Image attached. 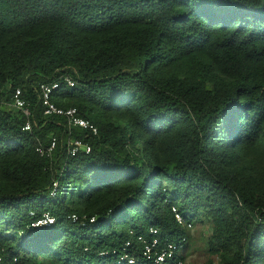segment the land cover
Listing matches in <instances>:
<instances>
[{
    "label": "trees",
    "instance_id": "trees-1",
    "mask_svg": "<svg viewBox=\"0 0 264 264\" xmlns=\"http://www.w3.org/2000/svg\"><path fill=\"white\" fill-rule=\"evenodd\" d=\"M56 81L53 102L96 134L44 113L40 86ZM70 138L91 151L70 155ZM173 205L210 223L209 264H264V0H0L6 264H119L151 227L163 247L186 238L170 264L185 262ZM45 213L55 224L34 228Z\"/></svg>",
    "mask_w": 264,
    "mask_h": 264
},
{
    "label": "built area",
    "instance_id": "built-area-1",
    "mask_svg": "<svg viewBox=\"0 0 264 264\" xmlns=\"http://www.w3.org/2000/svg\"><path fill=\"white\" fill-rule=\"evenodd\" d=\"M65 81L70 85L74 86L75 81H73L70 77H65ZM60 87L59 82L52 83H43L41 84V101L44 107V113L46 115H60L67 117L68 126L70 129L75 127H81L84 129L92 130L95 134L97 133L96 126L90 122L89 120L81 117L79 115V110L76 107L63 108L59 107L52 100V96L55 90ZM11 105L15 108L21 110L24 115L27 117L30 116L31 111L29 108V104L27 100L23 97L22 90L20 88H16L13 96ZM25 130H30V122L28 121L24 127ZM56 147V139L54 138L51 142V145L48 148L39 147L37 150L43 155L45 153L50 154L52 150ZM68 150L70 155L75 156L80 151H85L89 153L91 151V146L85 144L81 139L70 138L68 141ZM58 193V182H54V187L51 191V197H56ZM172 212L175 216L177 222L185 226L187 229H193V223L187 222L179 211L177 206H172ZM69 219L74 223H80L82 226H86L88 223H94L97 218L95 216L88 217L86 215H78L72 214L69 216ZM56 222V218L53 217L50 213H45L42 217L38 218L32 223L34 228H44L50 227L54 225ZM133 234V232H131ZM149 236L145 234H139L136 237H132L128 239L118 253V263H127V264H136L140 261V257H142L145 261L152 262L154 264H170L171 261L175 258L176 252L180 250L183 242L186 241V238H182L180 243H168L165 247L161 245V241L158 237L159 230L155 227H151L149 229ZM137 243V245H136ZM138 246V247H137ZM138 253V254H137ZM105 254V253H104ZM13 264L19 263V258L14 257L12 259ZM0 264H6L5 252L4 248H2L0 244ZM35 264V263H30ZM177 264H185L184 261L180 260Z\"/></svg>",
    "mask_w": 264,
    "mask_h": 264
},
{
    "label": "rangeland",
    "instance_id": "rangeland-1",
    "mask_svg": "<svg viewBox=\"0 0 264 264\" xmlns=\"http://www.w3.org/2000/svg\"><path fill=\"white\" fill-rule=\"evenodd\" d=\"M211 231L212 227L207 221L199 224L195 221L190 231L189 245L185 250V264H209L213 259L217 260L208 252V239Z\"/></svg>",
    "mask_w": 264,
    "mask_h": 264
}]
</instances>
